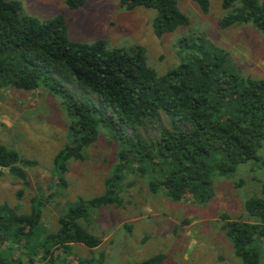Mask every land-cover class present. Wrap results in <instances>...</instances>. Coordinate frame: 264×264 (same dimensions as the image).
<instances>
[{
  "label": "trees",
  "instance_id": "obj_1",
  "mask_svg": "<svg viewBox=\"0 0 264 264\" xmlns=\"http://www.w3.org/2000/svg\"><path fill=\"white\" fill-rule=\"evenodd\" d=\"M84 1L64 0L70 9ZM192 1L203 13L209 11L210 0ZM120 2L129 10L137 6L155 9L152 25L157 37L190 21L176 0ZM221 6L226 11L219 19L221 28L251 22L264 33V0H222ZM228 57L225 49L202 40L200 55L192 54L160 74L147 62L140 45L128 52L107 47L103 39L73 41L64 15L38 19L25 14L20 0H0V89L34 90L44 85L65 98L70 141L53 157L52 185L66 188L68 160L85 159L84 150L97 140L100 124L109 131L107 140L117 144L116 163L104 181L105 191L79 197L57 217L54 231L42 236L36 231L45 201L59 194L52 185L31 198L28 213L17 212L6 202L0 205V246L4 244L11 253L10 258L0 253V264H70L57 259L55 251L71 255L73 243L91 249L99 246L101 237L80 221L87 222L93 208L121 205L116 183L129 170L140 176L149 171L153 192L161 188L174 201L191 197L203 203L215 194L214 174H232L242 163L262 160L264 78L228 70ZM76 88L94 95L97 103L74 94ZM35 163L0 143V177L7 169L27 185L24 166ZM244 208L249 220H230L222 214V229L242 264H264L254 245L264 239V181L260 194L245 199ZM16 250L26 261L20 253L13 257ZM163 258L157 253L134 264H160ZM74 259V264L89 262ZM93 261L103 264L104 256Z\"/></svg>",
  "mask_w": 264,
  "mask_h": 264
},
{
  "label": "rangeland",
  "instance_id": "obj_2",
  "mask_svg": "<svg viewBox=\"0 0 264 264\" xmlns=\"http://www.w3.org/2000/svg\"><path fill=\"white\" fill-rule=\"evenodd\" d=\"M20 1L25 14L38 19L64 15L68 36L73 41L94 43L103 39L107 47H120L128 52L136 45L144 47L147 62L160 74L192 54L200 55L203 40L228 52V70L264 78V33L251 22L221 28L219 19L226 13L222 0H210L207 13L192 0H176L189 16V24L161 37L153 31L157 13L153 8L137 6L129 10L120 0H85L76 9L68 8L64 0ZM206 50L212 52L209 46ZM72 91L96 102L94 95L79 88ZM64 100L44 85L34 90L0 89V143L36 162L24 166L27 185L4 170L0 177V205L6 202L17 212L28 213L31 198L39 189L44 191L53 184V157L70 141V119ZM107 136L109 131L100 124L97 140L84 150L85 159L68 160L67 186L62 190L64 187L58 183L52 185L59 194L42 207L36 230L39 236L54 231L57 217L73 207L79 197L90 198L105 191L104 181L112 173L117 151V144L107 140ZM260 154L262 160L242 163L232 174H214L215 194L203 203L191 197L174 201L161 188L153 192L149 171L140 176L129 170L116 183L121 205L93 208L88 221H80L101 237V244L91 249L73 243L71 255L61 251H55L54 255L70 264L77 262L74 256L93 264L99 255L104 256L103 264H134L157 253L164 255L160 264H242L222 229V214L230 220H249L244 201L250 195L260 194L264 181V148ZM18 190H22L20 195ZM254 245L262 262L264 239L256 240ZM5 247L1 244L0 253L10 258L11 253ZM19 253L16 250L13 257ZM19 256L26 261L21 253Z\"/></svg>",
  "mask_w": 264,
  "mask_h": 264
}]
</instances>
